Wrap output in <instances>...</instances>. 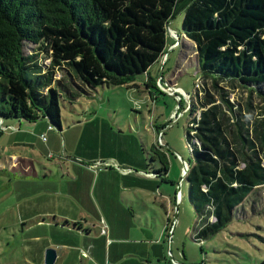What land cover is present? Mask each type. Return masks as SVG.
I'll list each match as a JSON object with an SVG mask.
<instances>
[{
    "label": "trees",
    "instance_id": "trees-1",
    "mask_svg": "<svg viewBox=\"0 0 264 264\" xmlns=\"http://www.w3.org/2000/svg\"><path fill=\"white\" fill-rule=\"evenodd\" d=\"M179 13L200 71L187 105L184 183L193 239L201 242L264 186V0H0V118L45 117L60 129L58 85L70 91V83L53 78L56 68L92 89L148 76L168 45L166 24ZM26 42L37 51L26 53ZM42 51H51L47 66L37 58ZM143 151L164 175L161 146Z\"/></svg>",
    "mask_w": 264,
    "mask_h": 264
},
{
    "label": "rangeland",
    "instance_id": "rangeland-1",
    "mask_svg": "<svg viewBox=\"0 0 264 264\" xmlns=\"http://www.w3.org/2000/svg\"><path fill=\"white\" fill-rule=\"evenodd\" d=\"M182 18L183 13H179L170 20L165 59L156 62L151 69L153 78L161 73L162 88L151 85L148 89L146 74L140 73L127 84L98 85L92 89L71 70L56 68L53 78L65 79L71 85L68 84L69 90L74 92L71 94L58 85L62 94L60 129L41 117L31 125L24 119L28 125L24 123L22 128H18L17 118H3L4 125L12 122L16 126L0 129V264H40L41 248L50 242V236L62 239L69 234L66 228H38L36 221L52 222L53 226L64 217L83 224L87 221L95 225L96 232L105 235L106 225L101 226L95 220H88L90 217L86 214L67 209L70 193L73 191L84 200V184L90 186L100 179L81 165L91 162L94 155L99 158L110 154L131 172H140L146 154H141L137 148L139 135L148 150L153 143L160 145L169 161L166 175L158 176L154 182L157 187L154 197L159 202L167 193L168 199H175L171 222L176 220L173 241L168 248L175 260L183 261L181 253L190 264H258L264 259V186L247 195L235 208L232 221L216 235L199 243L192 239L195 216L186 198V184L180 180L183 160L187 163L188 159L185 134L189 94L194 90L200 71L195 44L180 33ZM36 49V44L26 42L24 45L28 54ZM50 53L38 54L42 65L49 64ZM173 88L180 91L171 93ZM255 104L263 105V101L256 98ZM118 124L124 126L122 131ZM29 161L32 168L27 167ZM99 165L104 166L100 162ZM156 176L153 172L154 179ZM106 180L113 185V179ZM111 185L104 190L107 198H111ZM95 186L92 193H88L91 200L97 199ZM150 205L161 213L152 199ZM36 235L38 237H34ZM77 241L84 244L80 238Z\"/></svg>",
    "mask_w": 264,
    "mask_h": 264
},
{
    "label": "crops",
    "instance_id": "crops-1",
    "mask_svg": "<svg viewBox=\"0 0 264 264\" xmlns=\"http://www.w3.org/2000/svg\"><path fill=\"white\" fill-rule=\"evenodd\" d=\"M152 66L149 69V75L145 79V83L149 82L150 85L154 79L151 73ZM147 77H150V79ZM154 77L158 79L157 76ZM18 120L20 121L18 128H22V124L24 123L28 125L24 119ZM0 121L4 127L12 126L14 128L16 126L12 122L4 125V119L2 118H0ZM33 123L35 124L36 122H29L30 125ZM121 126V124H118L120 131L124 129V126ZM153 145L155 143L151 147ZM138 146L136 145L141 154H146L143 149L148 150V146L142 140L141 135H139ZM91 159V162H84L81 165L86 168V171L92 173V176L96 174V178L99 177L100 179L90 186L89 184H84L86 188V192H84V196L86 197L83 196L84 200L71 191V198L67 209L86 214V216L90 217L88 220H95L101 226L106 225L107 232L105 235H102L99 231L96 232L95 225L87 222L86 218L83 219L87 223L83 224L80 220L73 219L68 221L64 217L61 223L56 220L54 226L52 222L36 221L35 226L38 228L43 226H50L52 230L66 228L69 233L62 239L52 238L53 235L50 236V242L41 248L40 264L44 263L45 248L49 246L57 251V258L54 264H103L105 261L108 264H190L186 262L184 253H181L183 261L181 259L175 260L174 256H172V251L170 252L168 249L171 241H173L176 220L174 218L171 222L172 206L173 208L175 207V199L174 201L168 199L167 193L163 194L159 202L154 197L157 191L154 182L158 176L155 179L153 178L152 167H154L155 171L159 164L152 160L148 162L149 158L146 154L144 161L140 164V172H131L126 166L118 163L119 160L115 156L110 154L100 156L99 158L94 155ZM99 162L104 164V166L99 167ZM148 163L151 168L147 167ZM29 166L32 168L30 161L27 167ZM182 177V181L184 182L185 176ZM105 178L113 179V185L107 183ZM95 184L94 188L96 189L97 199L91 200L88 193L91 192ZM110 185L112 186L111 198H107L105 197L104 190L108 189ZM91 195L93 196V194ZM166 198L168 201L165 200ZM151 199L155 204H158L157 206L160 208L161 213H158L150 205ZM73 222H78V225L74 226ZM50 233L53 234L51 231ZM72 236H75V239ZM77 238H80L84 244L78 243ZM107 241L108 244L105 245ZM177 248L175 250L179 252Z\"/></svg>",
    "mask_w": 264,
    "mask_h": 264
},
{
    "label": "water",
    "instance_id": "water-1",
    "mask_svg": "<svg viewBox=\"0 0 264 264\" xmlns=\"http://www.w3.org/2000/svg\"><path fill=\"white\" fill-rule=\"evenodd\" d=\"M166 27H167V31H168L167 33H171V31L169 29V22L166 24ZM175 38H176V41H177L178 40V37L176 36ZM177 45H178V43H177ZM165 56H166V53H164L162 55L161 61H162V59L163 60L165 59ZM160 75H161V73H160ZM160 75H158V79L160 78ZM183 171H184L183 172V176H185L186 171H187V164H186V162H184V160H183ZM182 180H183V177H181L180 182ZM56 258H57V251L55 249L51 248V247H47L45 249L44 264H54V261L56 260Z\"/></svg>",
    "mask_w": 264,
    "mask_h": 264
},
{
    "label": "built area",
    "instance_id": "built-area-1",
    "mask_svg": "<svg viewBox=\"0 0 264 264\" xmlns=\"http://www.w3.org/2000/svg\"><path fill=\"white\" fill-rule=\"evenodd\" d=\"M173 47H174V46H173ZM160 81H161L160 79H157V80H156V83H157V86H158L159 88H162L161 85H160V83H159ZM178 90H179L178 88H173V89L171 90V93H175V94H176V92H178ZM179 91H180V90H179ZM1 128L4 129V128H6V127H4V126L2 125V122L0 121V129H1ZM102 231H105V230L103 229ZM176 264H179V263H176Z\"/></svg>",
    "mask_w": 264,
    "mask_h": 264
}]
</instances>
